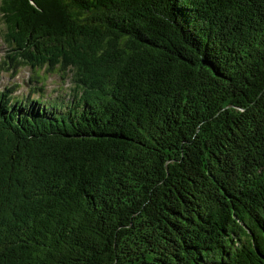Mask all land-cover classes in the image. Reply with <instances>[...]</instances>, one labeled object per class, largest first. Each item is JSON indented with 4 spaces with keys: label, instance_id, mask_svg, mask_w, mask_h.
Returning a JSON list of instances; mask_svg holds the SVG:
<instances>
[{
    "label": "trees",
    "instance_id": "16d2710c",
    "mask_svg": "<svg viewBox=\"0 0 264 264\" xmlns=\"http://www.w3.org/2000/svg\"><path fill=\"white\" fill-rule=\"evenodd\" d=\"M0 14V264H264V0Z\"/></svg>",
    "mask_w": 264,
    "mask_h": 264
},
{
    "label": "rangeland",
    "instance_id": "374dc122",
    "mask_svg": "<svg viewBox=\"0 0 264 264\" xmlns=\"http://www.w3.org/2000/svg\"><path fill=\"white\" fill-rule=\"evenodd\" d=\"M2 17L0 14V29H3L2 25ZM1 33V32H0ZM7 47L0 39V59L3 58L6 54ZM68 67H66L67 71ZM34 71H32L29 67H19L17 68L16 73L14 74L12 70L6 71L0 69V91L4 89V87H13L14 84L18 85L16 88L13 87V95H26L29 92V88L32 83L29 82V77L34 76ZM37 71L41 74L43 73L42 70L37 69ZM35 72V76L38 75V72ZM65 71V72H66ZM64 70L62 71H55L49 74H46V80L44 82V90H64L63 93L60 95L67 96L70 94L69 88L72 85L70 78L63 74ZM34 76V77H35ZM33 77V78H34ZM34 85V84H33ZM54 96V95H51Z\"/></svg>",
    "mask_w": 264,
    "mask_h": 264
}]
</instances>
